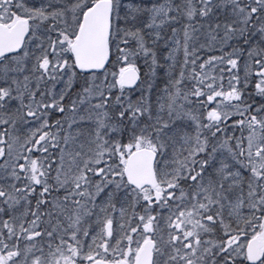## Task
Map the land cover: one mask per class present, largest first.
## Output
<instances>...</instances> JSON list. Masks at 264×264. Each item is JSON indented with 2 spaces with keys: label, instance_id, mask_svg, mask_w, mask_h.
<instances>
[{
  "label": "snow or ice",
  "instance_id": "1",
  "mask_svg": "<svg viewBox=\"0 0 264 264\" xmlns=\"http://www.w3.org/2000/svg\"><path fill=\"white\" fill-rule=\"evenodd\" d=\"M0 264H264V0H0Z\"/></svg>",
  "mask_w": 264,
  "mask_h": 264
}]
</instances>
